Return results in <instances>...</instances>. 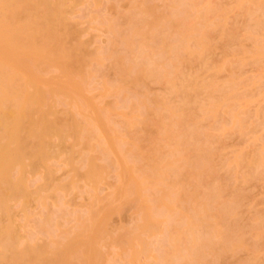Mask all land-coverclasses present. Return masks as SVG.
<instances>
[{
	"label": "bare ground",
	"instance_id": "1",
	"mask_svg": "<svg viewBox=\"0 0 264 264\" xmlns=\"http://www.w3.org/2000/svg\"><path fill=\"white\" fill-rule=\"evenodd\" d=\"M77 1L0 0V264H102L96 241L113 210L89 208L87 216L68 213L76 225L63 230L61 211L56 215L45 209L48 199L78 187L75 177L95 181L110 170L113 154L122 170H129L126 192L136 195L139 223L130 237L141 243L142 232L155 231L161 222L166 226L161 253L152 264L220 262L226 252L243 244L234 225L236 196L228 195L227 184L213 183L215 170L222 166L214 145L226 125L229 129L228 122L244 130L248 115L237 103L253 99L250 92L239 90L245 83L235 69L243 62L218 61L212 55L217 45L208 27L226 42L236 39L234 31H227L226 10L195 0H172L170 13L157 16L152 28H147L145 16L135 15L129 16L125 28L110 24L111 46L123 49L97 52L90 51L80 30L72 28L69 12ZM234 1L242 9L248 4L264 8V0ZM190 10L196 11L200 26L187 23ZM263 26L264 11L254 27ZM254 44L252 58L264 61L263 45L256 40ZM134 51L135 57H129ZM103 58L111 61L115 76L104 82V89L123 95L121 106L129 110L123 113L124 132L113 127L114 106L99 108L84 96L85 75L93 76ZM223 70L230 71V78L218 82ZM151 82L163 84L166 93L152 94ZM260 89L264 95V82ZM83 110L90 115L83 116ZM222 116L230 119L221 122L222 135L201 128L202 120L214 122ZM134 126L155 130L146 138H129L127 130ZM231 128L226 132L231 134ZM121 134L125 140H120ZM143 140H149L145 150ZM124 153L137 162L131 163ZM60 159L71 173L64 182L57 180L53 167ZM244 162L252 169L242 174L246 181L260 175L264 155L261 151L246 158L237 153L225 164L229 173L235 170L230 176L238 179L237 167ZM135 170H141L140 179ZM146 189L152 190L151 199ZM38 201L43 209L36 212L33 203ZM163 211H168L166 224ZM262 225L260 218L252 223L256 230ZM58 226L61 233L55 234ZM130 237L125 241L133 246ZM255 243L252 247L258 250Z\"/></svg>",
	"mask_w": 264,
	"mask_h": 264
},
{
	"label": "rangeland",
	"instance_id": "2",
	"mask_svg": "<svg viewBox=\"0 0 264 264\" xmlns=\"http://www.w3.org/2000/svg\"><path fill=\"white\" fill-rule=\"evenodd\" d=\"M195 1L199 5L210 3L211 5H218L226 10L227 31H234L236 39L226 42L219 37L218 30H214L213 26L208 27V31L212 32L214 42L217 45L212 55L218 61H222L223 59L242 61L243 63L235 69L238 78L242 82L244 81L243 84L245 83L239 90H246L253 96L249 104L237 103L238 108H246L248 115L245 119L246 124L242 132L238 131V128H235L236 126H232L233 122L232 124L228 122L227 124L230 125L227 127L229 128L228 130L232 127L231 134L226 132L228 131L226 124V131L223 134L220 129L221 122L225 119L223 116L222 120L214 122L202 120L200 122L203 130H209L216 137L223 134L220 142L214 145L216 159L222 166L218 170H215L213 183L227 184L225 186L227 187L228 195L232 197L236 196L238 205L236 209L237 214L234 216V225L236 237L243 244V246L237 249L226 252L225 257L219 259L221 260L220 262L218 260L213 262L215 264H254L255 262L252 263L253 259V261L258 260L256 264H264V165L259 168V176L252 175L246 181L242 180V174H247L252 171L246 162L237 167L238 170H236V173L239 176L238 179L232 175V171L235 170L230 171V173L232 172V176H230L225 166L226 162L232 160L237 153L243 154L246 158H251L254 153H260L261 151L264 155V95L260 89L264 82V61L255 60L251 55L255 48V40L259 41L264 47V26L262 28L254 27L255 19L261 16L264 8H258L255 4H248L247 8L242 9L236 5L234 0ZM171 4L172 0H79L70 10L69 19L73 25L72 28L78 32L80 30L81 39L86 43L90 51L102 52L108 48L121 50L123 49L122 46H111L110 44V39L112 38L110 24L113 23L125 28L129 16H145L146 20L150 22L147 26L149 29L154 26L153 22L157 16L164 17L170 13ZM145 7L153 10L149 12L144 11ZM246 9L248 14L245 13ZM186 21L188 24L200 26L199 19L196 18L195 10H190V15L186 17ZM248 30H251V35L248 34ZM129 57H135V51L130 52ZM101 61L103 65L93 76H89V74L85 75L83 83L85 89L84 96L99 108L109 110L114 106L117 115L114 116L113 127L122 132V120L125 118L123 113H127L129 110L121 106L123 104V100H121L123 95H116L105 91L104 82L113 80L115 76L110 68L111 61L105 58L101 59ZM194 65L196 66L197 63L195 64L194 62ZM86 71L88 72V70ZM230 74L229 70L221 71L218 74V82L227 81L230 78ZM260 77V82L254 85L253 80L259 79ZM148 88L152 94L166 93L165 86L160 83L151 82ZM129 93H131V89ZM82 114L85 117L90 115L85 110H83ZM197 114L199 113L197 112ZM228 120L230 119H225V121ZM149 128L151 126L141 131L138 126H134L127 130L129 134L126 133V136L130 138L131 136L140 135L146 138V136L152 135L151 130H155V127L151 128L150 131ZM233 128L237 131H232ZM157 137L154 136L153 138L156 139ZM119 138H121L120 140H125L126 137L121 134ZM70 143L71 140L67 142L68 145ZM148 143L149 140L142 141V146H145L144 150L148 148L146 147ZM80 148V146L75 147V150H79ZM125 156L131 163L137 162L136 159L131 158L128 154H125ZM99 163L105 162L99 161ZM111 166L112 168L110 170H105L95 181H85L80 176L75 177L74 180L79 183L78 187L68 192L57 193L56 199H48L45 210L48 213H56V215L57 212L61 211V214L64 215L61 219V227L63 230H69L76 225V222L68 213L78 211L82 215L85 214L84 216H87L84 213L86 209L95 208L103 212L109 207L114 212L109 216L105 231L99 235L96 241V247L102 252L103 260L101 263L152 264L155 261L154 259L161 253L158 247L162 243V238H165L163 237L165 225L161 222L155 231L142 232L140 234L141 243L137 239L130 237L132 235L131 232L135 230L136 225L139 223V215L134 201L136 195L129 189L126 192L124 186L128 180L129 170H122L114 154L112 155ZM53 167L56 169L55 176L57 180L64 182L70 178L69 166L64 162V159L54 162ZM82 171L80 170V172ZM140 175L141 170H135L134 176L140 179ZM151 192L152 190H145L146 196L150 199L152 198ZM33 205L36 212L43 209L39 201L34 202ZM165 213V215L163 214L164 216L162 215L164 219L162 221H165L166 224V220H169L167 218L168 211ZM160 218L162 219V217ZM255 218L263 220L262 229L256 230L252 227ZM54 230L55 234L61 233L59 226L55 227ZM258 231L260 234H258ZM126 237L134 239L133 246L126 243ZM257 238H259L258 242L256 241ZM254 242H256L255 245H258V250H254V247H252V243ZM134 250L137 252L136 257V254L133 252ZM253 257H259V259L255 260Z\"/></svg>",
	"mask_w": 264,
	"mask_h": 264
}]
</instances>
